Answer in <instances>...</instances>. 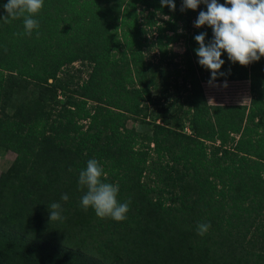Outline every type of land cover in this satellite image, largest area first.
<instances>
[{
    "label": "trees",
    "instance_id": "1",
    "mask_svg": "<svg viewBox=\"0 0 264 264\" xmlns=\"http://www.w3.org/2000/svg\"><path fill=\"white\" fill-rule=\"evenodd\" d=\"M7 2L0 150L14 157L0 173V264H264V57L242 66L222 53L211 83L247 81L250 98L212 105L194 37L213 32L190 26L204 3L44 0L28 35L23 17L3 21ZM178 39L180 55L167 48ZM91 159L129 204L123 221L82 208Z\"/></svg>",
    "mask_w": 264,
    "mask_h": 264
},
{
    "label": "clouds",
    "instance_id": "2",
    "mask_svg": "<svg viewBox=\"0 0 264 264\" xmlns=\"http://www.w3.org/2000/svg\"><path fill=\"white\" fill-rule=\"evenodd\" d=\"M160 3L162 7L168 6L173 11L176 8L174 0H160ZM201 3L207 6V11L199 12L195 27L208 25L212 29L213 39L206 44V33L196 35L194 39L199 47L195 52L199 57V65L211 72L210 83L216 79L225 63L221 59L224 52L230 61L242 66L264 57V0H226L223 4L217 0H182L180 10H196ZM43 4L44 0H8L4 5L7 16L2 19L9 22L23 17V34L30 35L39 27V22L33 17L40 12ZM105 175L96 159L89 160L86 168L80 171L78 183L87 189L81 197V206L84 210L91 207L99 218L110 217L117 222L123 221L129 211V204L118 202L119 186L103 182L101 177ZM68 199L67 194L61 195V200ZM48 208L50 221L63 219L60 203L54 202ZM210 227V223L198 224L197 234L203 236Z\"/></svg>",
    "mask_w": 264,
    "mask_h": 264
},
{
    "label": "rangeland",
    "instance_id": "3",
    "mask_svg": "<svg viewBox=\"0 0 264 264\" xmlns=\"http://www.w3.org/2000/svg\"><path fill=\"white\" fill-rule=\"evenodd\" d=\"M197 17L191 20V28L195 27V21ZM162 21H166L165 18H161ZM172 53L180 55L183 52L181 40H176L167 47ZM72 70L78 71V75L81 78L85 77V72L87 71L86 66H82L79 63L72 64ZM217 83V84H215ZM225 83L227 86H225ZM202 90L208 104L212 105H230V104H244L247 105L250 94L248 91L247 81H239L238 83L232 82H212V83H202ZM127 127H132L137 131H142L143 128L137 122L128 120L126 122ZM14 155L11 152H4L0 150V173L5 171L7 167L11 164Z\"/></svg>",
    "mask_w": 264,
    "mask_h": 264
},
{
    "label": "built area",
    "instance_id": "4",
    "mask_svg": "<svg viewBox=\"0 0 264 264\" xmlns=\"http://www.w3.org/2000/svg\"><path fill=\"white\" fill-rule=\"evenodd\" d=\"M218 83H223V82H218ZM215 84H217V83H215ZM187 131V130H186Z\"/></svg>",
    "mask_w": 264,
    "mask_h": 264
},
{
    "label": "crops",
    "instance_id": "5",
    "mask_svg": "<svg viewBox=\"0 0 264 264\" xmlns=\"http://www.w3.org/2000/svg\"><path fill=\"white\" fill-rule=\"evenodd\" d=\"M239 81H237V82H232V83H238Z\"/></svg>",
    "mask_w": 264,
    "mask_h": 264
}]
</instances>
